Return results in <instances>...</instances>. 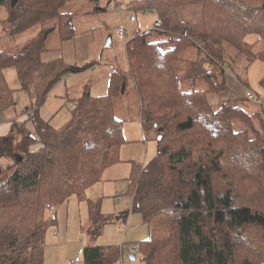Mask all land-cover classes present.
Masks as SVG:
<instances>
[{
    "label": "trees",
    "instance_id": "trees-1",
    "mask_svg": "<svg viewBox=\"0 0 264 264\" xmlns=\"http://www.w3.org/2000/svg\"><path fill=\"white\" fill-rule=\"evenodd\" d=\"M70 1L14 0L11 6L0 0L8 12L2 24L10 37L53 23L16 53L0 51V115L14 106L4 76L13 68L32 101L29 118L35 135L13 124L10 135L0 137V159H22L0 177V264H43L46 229L53 221L45 206L57 208L73 196L82 199L105 169L120 162L123 124L114 117L112 99L120 92L117 84L126 86L123 72L112 73L107 95L93 97L84 87L63 127L54 129L39 116L63 76L94 66L41 58L51 32L58 29L62 39L72 37V15L62 12ZM131 8L156 14L150 30L128 41L125 58L140 100L141 125L161 135L156 156L133 167L128 179L132 210L148 232L137 243L141 259L146 264H264V111L245 112L241 103L248 99L214 110L206 95L225 85L209 82L212 70L204 67L209 60L225 66V44L248 60L264 62V49L252 52L264 41V0H142ZM153 33L166 39L152 40ZM186 42L198 62L180 60ZM190 78H203L208 88L181 91V81ZM230 119L245 129L235 132ZM35 143L41 147L31 151ZM87 205L96 234L100 226L93 223L100 221V207L91 201ZM252 250L254 255L244 256ZM81 257L82 264H118L120 248L85 247Z\"/></svg>",
    "mask_w": 264,
    "mask_h": 264
},
{
    "label": "rangeland",
    "instance_id": "rangeland-1",
    "mask_svg": "<svg viewBox=\"0 0 264 264\" xmlns=\"http://www.w3.org/2000/svg\"><path fill=\"white\" fill-rule=\"evenodd\" d=\"M141 1L71 0L65 5L62 12L72 15V37L62 39L58 29L51 32L47 37L46 51L41 57L44 62L62 58L67 65L77 67H84L90 63L94 65L82 73L66 74L49 92L43 105L52 117L50 125L54 129L63 127L70 120L74 100L77 99L73 98L81 95L84 85L88 87L89 93L93 97L107 95L112 73L121 71L126 75V86L124 93H121L122 83L117 84L120 92L112 99L114 117L122 121L123 124L124 144L119 151L120 162L105 169L100 181L88 187L84 191L82 199L73 196L68 202L57 208L51 204L45 206L47 215L50 217L48 207H54L53 216L55 215V219L46 229L43 264H75L73 259L80 246L83 248L92 245L117 246L122 243L132 245L147 239V227L143 224L141 215L131 209L132 197L128 193V179L133 167L147 165L158 153L157 135L154 129H144L141 125L140 100L135 91L134 83L127 72L128 64L125 58L124 39L119 36L117 31L118 27L123 25L126 31L125 40L129 41L135 34L151 29L156 21L155 12H146L140 8H135L134 11L131 8ZM7 16L6 7L1 5L0 51L8 54L16 53L33 39L42 28L53 25L52 22H45L10 37L7 26L2 24ZM108 37H111L110 48L105 47ZM150 38L157 41L166 39L163 35L154 33ZM248 42H255V39H248ZM183 48L184 51L182 55L180 53V60L185 62L196 60L198 62L189 42L184 43ZM224 48L226 71L211 60L206 62L205 68L212 70V77L209 82L216 84L224 82L226 88L219 89L216 85L217 88L213 90H217V92H210L206 95L207 103L209 104V95L212 96V99L218 97L219 94L226 96L228 87L233 90L234 99H220V104L214 106L209 104L210 107L215 110L235 99L246 101L245 91L249 89L259 97V102L246 101L241 103L242 109L248 114L260 107L264 111V62L248 60L245 56L238 55L229 45L225 44ZM263 49L264 41L261 39L253 46L252 52L257 54ZM179 68V75H184L185 64H181ZM220 69L223 75L219 73ZM4 76L7 85L13 91L14 106L3 114V119L0 118V121L4 119L13 121L14 118L23 115L31 108L32 101L27 92L20 89L16 71L13 68L5 70ZM211 85L216 87L212 83ZM206 88L208 85L203 78L198 80L183 79L180 83V90L184 92L203 91ZM66 91L70 94L68 98L70 102L67 106H65ZM230 120L228 122L235 132L245 129L239 120ZM253 123L254 127H259L257 121H253ZM16 129L13 136L15 135L18 140L20 135ZM14 160L15 158L0 159V170L2 171L0 177L5 178L11 173V171H7V168H12ZM117 193L122 196H119V200L115 201L113 196ZM90 201L98 203L100 207V221L96 224L93 223V227L100 226L99 231L96 230V234L93 233L92 223L88 219L87 203ZM123 213L127 214L126 219L117 220V217ZM129 254H133L134 261L129 260ZM250 254L254 255L255 250L245 251L244 256L248 257ZM141 257L138 249L134 252L122 249L120 250L119 261L122 258L123 264H146ZM76 264H82V262Z\"/></svg>",
    "mask_w": 264,
    "mask_h": 264
},
{
    "label": "crops",
    "instance_id": "crops-1",
    "mask_svg": "<svg viewBox=\"0 0 264 264\" xmlns=\"http://www.w3.org/2000/svg\"><path fill=\"white\" fill-rule=\"evenodd\" d=\"M133 19V18H132ZM49 61V60H48ZM204 67H206V65H204ZM226 73V72H225ZM231 78L230 75H228ZM234 82H236L235 80H233ZM226 83V82H225ZM237 83V82H236ZM84 87H86V85H84ZM249 90V89H247ZM226 92H228V94L225 96L224 94H219L218 97L212 99V96L209 95L208 96V100H209V104L211 106H214V105H217V104H220V99H228V100H231V99H234L235 95L233 93V90L231 88L228 87V90H226ZM70 97V94H68V92L66 91V94H65V103L67 106V104L70 102L69 101V98ZM228 97V98H227ZM78 98L77 96L73 99H76ZM74 105V104H73ZM11 110V109H9ZM30 111L31 109H28L26 111V113H24L23 115L21 116H17L16 118H14L13 121L10 120H2L0 121V137L3 138V137H7L8 135H10L11 133V129H12V125L13 124H18V126H22L28 133L31 134V136H33V132H34V127H33V124L31 123L30 121V118H29V115H30ZM39 116L40 118L43 120V121H46V122H51L52 120V117L50 115V113L47 112V109L45 108V105H43L40 109H39ZM0 118L3 119V114L0 115ZM1 120V119H0ZM35 136V135H34ZM33 136V137H34ZM41 146L38 144V143H35L33 144L32 146H30V150L31 151H35L37 149H39ZM119 196H122L120 193H117L113 196L114 200L117 201L119 200ZM132 209V208H131ZM56 210V209H55ZM55 212V211H54ZM127 217V214L126 213H123L121 214L119 217H117V220L118 219H121L122 221L125 220ZM122 244H126V243H122ZM127 244H130V243H127ZM94 246V245H92ZM117 246H120V245H117ZM87 247H90V246H86ZM44 248H45V244H44ZM79 248V247H78ZM85 248V247H84ZM81 260V258H80ZM78 263H81V262H78ZM76 264V263H75Z\"/></svg>",
    "mask_w": 264,
    "mask_h": 264
},
{
    "label": "built area",
    "instance_id": "built-area-1",
    "mask_svg": "<svg viewBox=\"0 0 264 264\" xmlns=\"http://www.w3.org/2000/svg\"><path fill=\"white\" fill-rule=\"evenodd\" d=\"M117 31H118L119 36H120L121 38L124 39V43H123V45L126 46V44L128 43V41L125 40V34H126V31H125V29H124V26H123V25H120V26L118 27ZM222 69H223L224 71H226L225 67H222ZM245 98L248 99V100H250V101H258V102H259V98H258V96H257L256 94H254V93H253L252 91H250V90H246V91H245ZM48 210H49V212H50V214H51L50 219L52 218L51 220H54V219H55V215L53 216V214H54V207L49 206V207H48ZM54 232H55V231H54ZM119 248H120V250L124 249V250H126V251H128V252H134V251H136V250L138 249V246H137V244H132V245H129V244H121V245L119 246ZM84 249H85V248H83L82 246H80V247L78 248V250H77V254H76V256H75L74 259H73V262H74V263H78V262H80V258H81V255L83 254ZM118 264H123V263H122V258H120V261H119Z\"/></svg>",
    "mask_w": 264,
    "mask_h": 264
},
{
    "label": "water",
    "instance_id": "water-1",
    "mask_svg": "<svg viewBox=\"0 0 264 264\" xmlns=\"http://www.w3.org/2000/svg\"><path fill=\"white\" fill-rule=\"evenodd\" d=\"M9 1L11 3V6H12L14 4V0H9ZM184 34H185V32H184ZM105 47L106 48H110L111 47V37L107 38L106 43H105ZM124 89H125V83H122V85H121V93H124ZM153 126L156 127V124H154ZM156 139H157V141H160L161 140V135H158ZM14 158H15V160L17 162H21L22 161L20 156L15 155ZM128 258H129L130 261H134L135 260V257L133 256V254H129Z\"/></svg>",
    "mask_w": 264,
    "mask_h": 264
}]
</instances>
